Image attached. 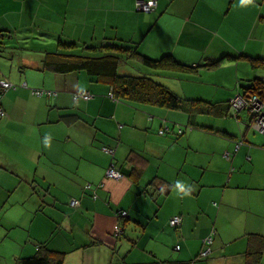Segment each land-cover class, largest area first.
<instances>
[{
    "label": "crops",
    "instance_id": "0c3cea01",
    "mask_svg": "<svg viewBox=\"0 0 264 264\" xmlns=\"http://www.w3.org/2000/svg\"><path fill=\"white\" fill-rule=\"evenodd\" d=\"M137 1L0 0V30L43 42L107 38L151 58L171 53L198 66L193 80L171 81L179 94L226 105L228 116L115 102L108 83L85 70L49 69L86 54L56 42L3 60L8 70L0 68L1 78L58 93L38 97L17 87L1 96L0 257L7 250L15 264L48 239L64 264H246L253 257L264 264V134L250 127V112L235 117L227 103L258 71L247 58L229 55L264 58V0H155L148 13L137 10ZM219 57L216 66L205 65ZM78 91L94 97L74 99ZM191 115L211 128L176 133ZM164 116L176 125L160 134ZM110 163L122 176L105 177ZM87 182L95 198L92 188L83 191ZM72 199L76 209L67 205ZM120 208L131 219L117 216ZM175 214L182 221L173 228L168 220ZM116 222L127 241L111 234ZM203 250L204 259L190 262Z\"/></svg>",
    "mask_w": 264,
    "mask_h": 264
},
{
    "label": "trees",
    "instance_id": "16d2710c",
    "mask_svg": "<svg viewBox=\"0 0 264 264\" xmlns=\"http://www.w3.org/2000/svg\"><path fill=\"white\" fill-rule=\"evenodd\" d=\"M12 31L14 32V30L11 31L4 29L0 30V52L3 51V47L8 46L7 44L10 42L11 37L16 35V33H12ZM55 42H56V47H59L61 45H68V47L79 48L80 50L83 51V53L86 54L74 55L79 57L80 59L78 61H75L74 59L69 60L61 68H56V67L49 68L50 65L47 66L45 64L44 67L56 71H63V72L79 70V69L85 70L86 73L93 80H103L108 83L107 96L111 94L109 98H111L115 102L122 100L134 104L155 105L170 110H179L186 113L188 112L190 114H192L193 112H199L201 114H213L216 116L227 115L226 112H223L226 105L212 103L198 96L186 95L182 97L179 94L180 90L176 88V85L173 84L171 81L193 80L198 74L197 72L198 66L180 62L176 60L171 53H163L162 55H160L159 58H151L149 56L140 54L139 52L136 51L134 47L128 45L124 46L123 44H116L112 40H109L107 38H102V39L93 38L91 40L79 41V42L76 41L63 42L58 37L57 40L55 39ZM10 47H16V46H10ZM20 47L23 46L21 45ZM117 52H119L121 55H118ZM57 53L60 55H66L61 52H57ZM124 56L127 58H129V56H135L139 61V63L149 68L150 71H138L135 74H120L118 72V66L121 63V61L125 59ZM229 57L234 59L245 57L248 59L251 66L258 70L257 75L254 76L253 78L247 80L245 79L239 82L238 85L241 90L238 93L241 94L245 98V100L248 101V104L245 105L244 108L240 109V111L247 110L248 112L251 113V119L249 122L250 127L256 132L260 134H264L256 130L252 126L255 113L249 109V102L251 101L252 96H255L264 103V58L260 56L247 55L244 52H240L239 54H230ZM219 59L222 58L219 57L213 60H209L208 62L205 63V65L208 67H214L218 64ZM13 85L15 86V88L22 87L29 89L33 95L38 97L54 98L58 93L57 90H51L45 88H32L31 86L27 85L26 81H21L18 84H13ZM15 88H11V89H15ZM109 89H110V93H109ZM39 90L51 91L53 92V94H47L46 92L39 94L37 93V91ZM75 94L76 93L72 94V97L74 99L89 100L94 97V94L92 93H91V97L88 99H84L81 96L75 97ZM230 100H228L227 103L233 112V116L236 117L235 114L238 115L239 110H236L235 108H232L230 106ZM159 119L161 120V125L159 127L160 129H158V132L160 134L172 131L173 130L172 127H175L176 125L175 122H172L170 125L168 122L169 120L165 118V116L159 117ZM193 126L198 128H205V129L211 128V126L198 123L191 115L188 124L187 125L178 124V126L175 127V131L176 133H181L184 127L191 128ZM105 147L111 148L109 146H105ZM235 147L236 148L238 147L237 143L235 144ZM101 148L104 152L113 156L114 154L113 148H112L113 150L112 153L105 151L103 149V146H101ZM109 167L114 168L115 171L119 172L122 176V173L118 168L115 167L114 163H110L107 165L105 169L104 172L105 177H108L107 170ZM87 185H89V187H87ZM91 186H92L91 183L89 182L85 183L83 185V191L89 190ZM101 187L102 185L98 186V188ZM67 205L69 208L76 209V206H78L79 203L76 206H72L70 205V201H69V203L67 202ZM121 211H124L125 214H122ZM116 215L125 221L131 219L128 210L124 208L118 209ZM178 216H180L181 218L180 223L175 226L169 224V220L172 216L169 218L168 224L171 227L176 228L181 224L182 217L181 215ZM117 224L119 225L118 222ZM119 227H120L119 233H115L113 231L111 232V234L113 235L114 238L116 237L117 240H119L122 243L127 241L126 231L123 226L119 225ZM56 228L58 230L60 229L59 222L57 223ZM214 229L215 228H210V230H214ZM114 249H116L115 250L116 252L118 251L117 247L116 248L114 247ZM175 250H179V248ZM200 253L201 252H198L194 256V258L190 260V262H193L195 260H202V258L204 259L206 257V256H201ZM60 254H62V252L56 251L55 249L50 247L48 245V239H45L43 241L38 242V247L34 254L17 258L15 264H64L63 258ZM157 264H171V263L168 260H164V261L159 260ZM246 264H260L259 258L253 257L249 261H247Z\"/></svg>",
    "mask_w": 264,
    "mask_h": 264
},
{
    "label": "built area",
    "instance_id": "2783aa9c",
    "mask_svg": "<svg viewBox=\"0 0 264 264\" xmlns=\"http://www.w3.org/2000/svg\"><path fill=\"white\" fill-rule=\"evenodd\" d=\"M155 5H156L155 0H139V1H137L136 8H137V10L142 11V12H150L154 9ZM10 88H15V86L12 83H10L9 81H7L6 79L0 77V98L3 94V92L7 89H10ZM43 92H46L47 94H53V92H51V91H44V90L37 91V93H39V94H42ZM110 95L111 94H109V96ZM77 96H81L84 99H88L91 97V93L88 91H78L75 94V97H77ZM247 104H248V101L245 100V98L239 93L236 94L234 97H232L230 100V106L232 108H235L236 110H240V109L244 108L245 105H247ZM249 109L255 113L254 118H253V122H252V126L256 130L264 133V103L261 100H259L258 98H256L255 96H252L251 101L249 102ZM4 115H5V111L3 110V108L1 107V104H0V117H3ZM103 149L109 153L113 152L112 148H108V147L103 146ZM107 176L111 177V178H119L121 176V174L119 172L115 171L114 168L109 167L107 170ZM100 185H102V183L97 184L96 187H98ZM87 187H89V185H87ZM90 188H92V186ZM92 190H93L92 196H93V198H95L96 195L94 194V188H92ZM78 203L79 202L76 199L70 200V205H72V206H76ZM121 212H122V214H125L124 211H121ZM180 219H181L180 216L174 215L170 218L169 224L172 226L178 225L180 223ZM113 227L115 228L116 232L120 231V227L118 224H115ZM210 239H211V237L209 235L204 238V240L207 242ZM174 248L178 249L179 245H175ZM206 254H207L206 250H203L200 253L201 256H207Z\"/></svg>",
    "mask_w": 264,
    "mask_h": 264
},
{
    "label": "rangeland",
    "instance_id": "374dc122",
    "mask_svg": "<svg viewBox=\"0 0 264 264\" xmlns=\"http://www.w3.org/2000/svg\"><path fill=\"white\" fill-rule=\"evenodd\" d=\"M32 36L27 37L25 36V34H16L13 37H11L10 42L7 44L9 47H3V51L0 52V68H4L5 70H8V63H4L6 64V66H3L2 65L3 60H7L12 57L16 58V57H19L20 55H25V54H39L38 51H35V50L40 49L41 47L51 49V47H48V46H41L45 43L47 45L54 43V46H55V40L47 39L48 40L47 42H43L41 40L43 38L40 39L38 35H32ZM21 45L23 47H20ZM10 46H16V47H10ZM129 59L125 57V59H123V62L120 63V66L118 68V72L120 74H135L138 71H150L149 68L139 63V61L132 60L133 59L132 56H129ZM12 83L18 84L14 82ZM28 203H30L29 199L26 200V204ZM16 208H19V205H14L10 207L7 213L2 214V216H4V219L10 215V211L15 210ZM25 208H28V206L26 205ZM115 224H117V222ZM115 224L112 225L111 231L112 232L114 231L115 233H119V231L116 232L115 228L113 227ZM27 232H28V228L25 227L24 233L26 234ZM0 263L2 264H11V263L13 264L14 263L10 252H8L7 250H4L2 252V256L0 257Z\"/></svg>",
    "mask_w": 264,
    "mask_h": 264
},
{
    "label": "bare ground",
    "instance_id": "6f19581e",
    "mask_svg": "<svg viewBox=\"0 0 264 264\" xmlns=\"http://www.w3.org/2000/svg\"><path fill=\"white\" fill-rule=\"evenodd\" d=\"M109 93H110V89H109Z\"/></svg>",
    "mask_w": 264,
    "mask_h": 264
}]
</instances>
